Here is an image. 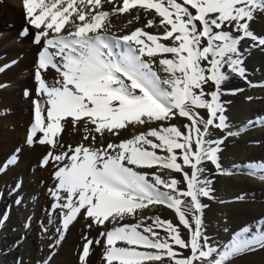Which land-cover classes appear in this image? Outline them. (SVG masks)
Masks as SVG:
<instances>
[{
  "label": "snow or ice",
  "instance_id": "6c2138e0",
  "mask_svg": "<svg viewBox=\"0 0 264 264\" xmlns=\"http://www.w3.org/2000/svg\"><path fill=\"white\" fill-rule=\"evenodd\" d=\"M88 4L86 17L83 9ZM88 4L84 0H24L33 43L43 41L36 80L37 95L44 98L33 101L35 122L27 144L33 145L40 133L39 144L56 148L55 137L67 117L73 118V124L83 120L85 126L96 125L95 131L101 134L128 123H160L147 133L103 149L83 145L70 149L73 154L63 166L68 154L49 151L41 167L49 165L50 159L57 164L55 186L48 189L54 200L51 212L59 209L64 230L81 210L96 224L113 225L100 233L106 264H207L210 254L197 243L200 220L193 224L192 219L206 207L201 198L210 196L203 165L215 163L218 155L208 144L205 125L222 124L217 86L226 58L216 45L222 47L224 38L212 30L232 27L244 35L257 0H88ZM106 5L111 12L105 10ZM130 9L151 16L146 27H155L158 34L141 28L122 36L110 34V25L104 21ZM69 17V30L61 35ZM50 31L56 35L50 38ZM28 34L26 27L22 35ZM49 66L60 74L57 86L50 87L42 78L41 71ZM209 84L215 90L206 92ZM200 109L207 111V119ZM174 116L187 118L183 130L165 126ZM157 150L165 154L158 155ZM148 205L166 206L179 223L159 216L122 223ZM145 219L152 223L146 224ZM180 226L187 230V239L181 236ZM56 231L62 240L61 228ZM92 243L87 240L82 260L89 256ZM95 243L99 245L100 239ZM175 246L190 254L183 256Z\"/></svg>",
  "mask_w": 264,
  "mask_h": 264
},
{
  "label": "bare ground",
  "instance_id": "6f19581e",
  "mask_svg": "<svg viewBox=\"0 0 264 264\" xmlns=\"http://www.w3.org/2000/svg\"><path fill=\"white\" fill-rule=\"evenodd\" d=\"M23 1L0 0V32H7V35L0 37V68L3 69L0 71V264H41L47 257H51L49 264H80L75 248L79 236L86 231L87 221L81 214L69 225L70 228H61L62 240H59L60 232H52L50 227H54L55 220L54 215H51L54 223L49 224L48 205L53 198L48 189L54 186L51 174L57 164L50 159L49 165L41 167L44 157L41 155L50 147L48 144L38 143L42 134H37L33 145L27 144L31 126L35 122L33 101L44 97L35 92L38 86L35 70L39 67L38 56L42 45L33 44L32 29H29L27 36L22 35L26 28L23 24L27 23L16 4ZM76 2L79 3L80 0ZM84 3L88 4V0H84ZM257 5L247 20L244 35L241 31L235 34L241 37L240 52L243 54L233 57L237 60L245 58L240 65L243 67V74L235 75L229 64L222 69L227 79L219 77L217 92L223 125L222 128L215 126L214 130L216 137L223 136L224 139L219 141L216 164L210 165V196L201 199L206 206L203 209V231L208 244L211 243L214 249H229L234 243V232L241 230L245 239L254 243V250H249V246L242 253L228 254L221 264H264V0H257ZM89 8L90 4L83 9L86 17ZM105 10L111 12V7L106 5ZM136 13L135 9L117 12L110 15L104 23L110 25V32L114 34L129 33L133 28L138 29L137 23L142 21L136 22ZM71 21L72 17H69L61 35L67 34ZM10 22L14 25L12 31L8 26ZM20 24L22 29H18ZM50 33L56 35L52 31ZM14 35L17 36V43L10 41ZM245 47L247 50L243 51ZM41 75L50 87L57 86L56 82L61 78L51 66L42 71ZM207 87L215 90L212 84ZM232 88H237L234 94L230 93ZM44 107L46 109L47 105ZM72 119L67 117L61 121V130L57 134L59 143L55 150H72L74 146L80 145L98 147L105 145L115 135L118 138L130 134L141 135L160 123H128L123 129L112 132L104 130L99 136L95 131L96 125L85 126L83 120L73 124ZM185 120L187 118L174 116L165 124L168 126V123ZM161 175L163 177L165 173ZM163 214L172 212L163 205H148L137 209L132 219L163 217ZM145 223L152 221L145 219ZM109 224L106 222L103 225ZM45 226L48 228L47 232L44 231ZM99 228L100 224L97 229ZM80 229L83 230L81 233ZM94 249L90 255V264H95L98 257L99 251Z\"/></svg>",
  "mask_w": 264,
  "mask_h": 264
},
{
  "label": "rangeland",
  "instance_id": "374dc122",
  "mask_svg": "<svg viewBox=\"0 0 264 264\" xmlns=\"http://www.w3.org/2000/svg\"><path fill=\"white\" fill-rule=\"evenodd\" d=\"M178 2H182V0H178ZM24 1L22 2V3H20V4H16V7H17V9H20L19 11L21 12H23V14H24V17L26 16V10H25V7H24ZM118 6H120L119 4H118ZM117 6V7H118ZM131 10V9H130ZM136 10V9H135ZM137 11V10H136ZM141 11H143V10H140L139 12H141ZM194 11V10H193ZM121 13H123V12H121ZM137 15H141L140 16V18L141 19H139V20H137L136 19V17L135 16H137ZM134 16V18H135V20H136V22L138 21V22H140L141 20V22H140V24L139 23H137V28H141V29H144L145 31H149V32H151V33H153V34H158V30H156L155 29V27L154 28H152V29H149V28H147L146 27V24H147V19H149V18H151V16H148L147 18L145 17V15H144V13L143 12H141V13H136V15ZM145 19H146V21H145ZM248 22V21H247ZM8 26H9V28L11 29V31H12V29L14 28V25H13V23H9L8 24ZM22 26H21V24L18 26V29H22L21 28ZM23 27H27L28 29H32V27L31 26H29L28 24H23ZM145 27V28H144ZM136 28V27H135ZM136 29H134L133 28V30H131V31H129V33L127 32V33H115V35H117V36H122V35H125V34H130L132 31H135ZM32 31L34 32V30L32 29ZM213 31V33H219L220 35H222L223 36V42H222V47L220 46V45H216V47L218 48V51H219V54H221L222 56H224L226 59L222 62V64H223V66H222V69H223V67H225V65L227 66V65H229L230 64V70H232L233 71V73L235 74V75H238V76H241L242 74H243V67L242 66H240V65H242V63H243V61L245 60V58H242V59H235L233 56L235 55H238V54H243V52H240V50H241V37H239V35H235V34H237L239 31H234L233 29H232V27H225V28H222V29H213L212 30ZM23 32V31H22ZM4 34H6L7 35V32H0V37L1 36H3ZM51 34V33H50ZM49 34V36L51 37V35H53V34H51L50 35ZM110 34H114V32L112 33V32H110ZM22 36V35H21ZM54 36V35H53ZM11 43H17V36L16 35H14L12 38H11ZM167 43V42H166ZM33 44H35V43H33ZM41 45H43V41L41 42ZM246 49L244 50V48H243V51H246L247 50V47H245ZM230 53V54H229ZM237 53V54H236ZM166 55H170V56H168L169 58H171V54H166ZM233 58V59H232ZM234 60V61H233ZM242 60V61H241ZM238 63V64H237ZM240 69V70H239ZM1 70H3L2 69V67L0 68V71ZM38 70V69H37ZM37 70H35V71H37ZM41 73H42V71H41ZM20 77H22V75H20ZM219 77L221 78V79H223V80H225V78L227 79V77H226V73L225 72H222L221 71V73H219ZM35 79H36V74H35ZM37 89H38V86L36 87ZM37 89H35V92H37ZM212 89H209L208 87H207V85L205 86V91L207 92V91H211ZM237 90V88H232L231 90H230V93H232V94H234L235 93V91ZM37 94V93H36ZM26 95V94H25ZM199 112H200V114L202 115V116H204L205 117V119H207V111L206 110H203V109H200V110H198ZM217 111H218V113L221 111V109H220V107H218V109H217ZM221 113V112H220ZM219 118H222L223 119V115H222V117H221V114H219ZM185 121H187V120H185ZM185 121H181V122H172V123H168V126L169 125H175V126H177V127H180L181 128V130H183V124L184 123H187V122H185ZM182 122H183V124H182ZM179 123H180V125H179ZM34 124V123H33ZM222 125H223V120H222V124H219V125H212L211 127H209L207 124L205 125V127H208V132H207V141H208V144H209V146L212 148V151L213 152H216L217 153V151H218V148H219V143L224 139V137L223 136H221V137H216V131L214 130L215 129V126H216V128L217 127H221L222 128ZM33 126V125H32ZM31 126V127H32ZM165 126H166V124H165ZM156 127V126H155ZM212 127H213V130H212ZM153 128V127H152ZM151 130V129H150ZM215 131V132H214ZM98 135L99 136H101V133H98ZM140 135V134H139ZM130 136V137H129ZM133 136V137H132ZM135 136H138V135H133V134H130V135H124V136H120L119 138H118V136L116 137V135H115V137H112V138H109L108 140H107V142L105 143V145H99L98 147H93V148H97V149H103V148H106V146L109 144V143H112V144H119V143H121V142H123V141H127V140H129V139H133ZM124 137V138H123ZM127 137H129V138H127ZM42 138V137H41ZM150 138V137H149ZM55 139L57 140V136L55 137ZM115 139H117L116 141H115ZM124 139V140H123ZM150 139H154V138H150ZM220 141V142H219ZM213 142H214V144H213ZM50 146V145H49ZM81 146V145H80ZM76 147H78V146H74V148H76ZM85 147H89V148H92V146H85ZM74 148H72V150H74ZM56 148H54V150H53V148L50 146L47 150H45L43 153H42V155L41 156H45V155H47L48 154V152L49 151H51L52 153H53V155H57V154H61V153H67L68 155L65 157V160L62 162L63 164H65V163H68L69 162V160H68V157L69 156H71L72 154H73V152L69 149H63V150H61V151H59V150H55ZM217 149V150H216ZM109 151H111V150H109ZM177 151H179V150H177ZM72 152V153H71ZM56 153V154H55ZM157 154L158 155H163V154H165V153H162L160 150H157ZM179 162V161H178ZM61 163V165L60 166H63V164ZM213 163H210V162H208V163H205L204 165H203V168H202V173H203V176L206 178V180H207V183H208V186H210V183H211V177H210V165H212ZM215 164H216V162H215ZM204 169H206V171L204 170ZM57 170V168H55L53 171H52V178L54 179V172ZM138 171H147L146 169H137ZM209 171V172H208ZM205 174V175H204ZM206 174H208V175H206ZM175 178H177V179H182L181 178V176H180V174H178L177 176H175ZM210 179V180H209ZM55 181V180H54ZM210 182V183H209ZM54 186H55V182H54ZM54 186H52V187H54ZM51 187V188H52ZM181 187H183V185H181ZM52 199V198H51ZM202 199V198H201ZM52 202L54 203V200L52 199V200H50V202H49V205H48V211H49V215H54V220H55V223H54V227H55V229H54V227H50L51 228V230H52V232L54 233V232H56V229H57V226L59 225V227L60 228H62L61 227V225H62V218L59 216V209H57L56 210V212H51V205H52ZM201 203H202V205H204L205 203H203L202 202V200H201ZM203 209H204V207H203ZM203 209H202V213H203ZM171 212H172V214H165L166 215V217H165V215L163 214V217H160L161 219H164V220H172V222L174 223V224H178L179 222H178V220L176 219V217H175V213L172 211V210H170ZM187 211H188V213H192V211H193V209L191 208V207H189L188 209H187ZM201 213V214H202ZM81 214H82V216L84 215V217H85V219H86V221L87 222H85V225H86V231H84L83 233H81L82 231H81V229H80V233H81V235L79 236V242H78V245L76 246V248H75V253L77 254V260H78V262L80 263V264H90L89 262H90V255L95 251V249L94 248H97L96 250L97 251H99V252H97L98 253V257H97V260L95 261L96 263L95 264H106V260L104 259V256H105V253H106V247H105V240H104V238L103 237H101L100 236V233L101 232H103V231H107V230H110V228L113 226V225H111V224H109V225H103V226H101L100 225V228L99 229H97L98 228V226H99V224H96V223H94L93 222V220H92V218H89V217H86L85 216V212H84V210H81V213L80 214H78L77 215V217L79 218V216H81ZM172 215V216H171ZM77 217H76V219H77ZM131 218V219H130ZM167 218V219H166ZM88 219V220H87ZM128 219H130V220H128ZM128 219L126 220V221H124V222H122V223H134V222H136V220L134 221L133 219H132V217H128ZM190 219H192L191 217H190ZM196 220H200V227H201V231H200V234H199V236H198V238H197V243H198V245H200L201 247H203V248H206V254H210V259L208 260V262H207V264H213V261H215V264H221V263H223L224 261H225V259H226V257H227V255L228 254H230V255H235L236 253L238 254V253H242V252H244L246 249H248V248H252L253 247V245H254V243H252L251 241H247L246 239H245V237L243 236V234H242V232H241V230H236L235 232H234V243L230 246V248L229 249H222V248H219V249H217V248H215L214 249V246L211 244V243H209L208 244V241L207 240H205L204 238V231L203 230H205V224H204V221H205V215H204V213L202 214V215H200V216H197V217H195L194 219H192V223L193 224H195V221ZM204 220V221H203ZM61 221V222H60ZM90 221V222H89ZM59 222V223H58ZM73 223V221L70 223V224H72ZM106 223V222H105ZM69 224V225H70ZM108 226V227H107ZM45 228H47L46 226H45ZM53 228V229H52ZM68 228H70V226H68ZM67 228V229H68ZM95 230H94V229ZM102 228V229H101ZM48 229V228H47ZM96 229H97V231H96ZM94 230V231H93ZM101 230V231H100ZM88 231V232H87ZM180 231H181V236L183 237V238H185V239H187V230L186 229H184L183 228V226H180ZM202 231H203V233H202ZM92 232V233H91ZM96 232V233H95ZM161 234L163 235L164 233L161 231ZM201 234H202V236H201ZM202 237V238H201ZM97 239H100V241H101V243H100V245H99V247H98V245L95 243V241L97 240ZM87 240H92L93 241V243L91 244V245H89V257H86V258H84V260H82L81 259V257H82V254H83V248H84V246H85V244L87 243ZM205 241V242H204ZM201 242L202 243H205L204 245L203 244H201ZM54 243V242H53ZM119 244H120V242H118V245L117 246H119ZM208 244V245H207ZM95 245V246H94ZM93 247V249H92V247ZM247 246V247H246ZM250 246V247H249ZM175 248H176V250L177 251H179V252H181L182 253V255L183 256H187V255H189L190 254V251L189 250H187V249H184V250H180L179 249V246H175ZM233 250H232V249ZM213 249V250H212ZM216 250V251H215ZM224 250V251H223ZM241 251V252H240ZM221 252V253H220ZM232 252V253H231ZM234 253V254H233ZM218 254V255H217ZM222 257V258H221ZM101 258V259H100ZM100 260V261H99ZM50 261H51V257H47V260L45 259V262L44 263H41V264H49L50 263ZM87 261V262H86Z\"/></svg>",
  "mask_w": 264,
  "mask_h": 264
}]
</instances>
